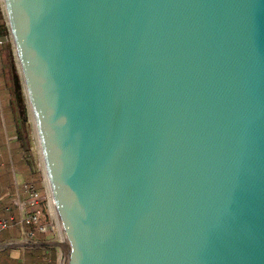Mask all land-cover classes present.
Segmentation results:
<instances>
[{
    "label": "water",
    "instance_id": "water-1",
    "mask_svg": "<svg viewBox=\"0 0 264 264\" xmlns=\"http://www.w3.org/2000/svg\"><path fill=\"white\" fill-rule=\"evenodd\" d=\"M60 264H264V0H1Z\"/></svg>",
    "mask_w": 264,
    "mask_h": 264
},
{
    "label": "rangeland",
    "instance_id": "rangeland-1",
    "mask_svg": "<svg viewBox=\"0 0 264 264\" xmlns=\"http://www.w3.org/2000/svg\"><path fill=\"white\" fill-rule=\"evenodd\" d=\"M7 35L8 36L6 37V39L2 41V46H3L4 51L1 55L0 66L3 67V70L2 69L1 70L3 71L4 77H6L5 83L8 86L9 93L12 94L15 109L19 115L18 118H19V121L21 122V123H19V127L22 131L24 146H25V148L29 154L28 162L30 163L31 169L33 171L40 173V183H41L43 180V176H42L43 171H42V166H41V158H40V154H39V148L37 145V141H36V137H35V133H34V127L32 124V119L30 116L27 101H26L25 96H24L21 77H20V74L18 72L17 63H16L15 58H14L11 40H10L9 34H7ZM1 84L3 85V83H1ZM8 96H9V94L6 93L5 105H8V102L10 100V96L9 97ZM5 114H6V112H5ZM2 116L3 115L1 114V111H0V125L2 127L1 129L5 130L4 118ZM6 120H7V116H6ZM9 124L10 123L8 121V125ZM9 142H10L9 139L7 141L4 140V145H3V144H1V141H0V152L2 150L1 149L2 145L9 152ZM10 172H11V170H10ZM10 172L8 173V170H7L8 176H6L5 175L6 171L2 167V164H0V189H2V188L5 189L4 190L5 198H3L5 200H0V216L6 215L3 211V209L5 207H11L12 206L11 200L7 199L9 196V191L14 190L13 177L10 174ZM42 185L45 187L44 183ZM50 213L53 216L51 207H50ZM11 236H12V234H11L10 229H8L6 231H2L0 233V241L4 240L5 238L11 237ZM56 241H57V237H54V239L51 240L50 242H56ZM57 248L59 249L58 246H57ZM58 262L60 263V259Z\"/></svg>",
    "mask_w": 264,
    "mask_h": 264
},
{
    "label": "trees",
    "instance_id": "trees-1",
    "mask_svg": "<svg viewBox=\"0 0 264 264\" xmlns=\"http://www.w3.org/2000/svg\"><path fill=\"white\" fill-rule=\"evenodd\" d=\"M0 32H1L0 33L1 37L6 39V37L8 36L7 35L8 33H7L6 27L3 23V19L1 21V15H0ZM3 51H4L3 46L0 45V58H1ZM5 78L6 77H4L3 71L0 69V106H1V112L3 115L2 117L4 118L5 132H6L8 139L10 140V142H9V155H10V158L12 161V167H13L15 173H19L23 176L25 183H34L35 187L40 190L41 189V185H40V181H39L40 180V173L33 171L31 169L30 163L28 162L29 154H28V151L26 150V148L24 146L22 131L19 127V123H21V122L19 121V118H18L19 117L18 112L15 109L12 94L9 93L8 86L5 83ZM1 83H3V85ZM6 93L9 94V96H10V100L8 102V105H5ZM5 112H6V114H5ZM6 116H7V120H6ZM8 121L10 123L9 125H8ZM0 130H1V126H0ZM0 141H1V144L4 145V139H3V136L1 134V131H0ZM3 145L1 148L2 150L0 152V164H2V167L6 171L5 175L8 176L7 170L9 173L11 166H10L8 158H7L6 149L3 147ZM10 174H11V172H10ZM12 192L13 191H9V193H12ZM2 194H4V193H2ZM13 214L14 215L16 214L15 210H13ZM10 230L17 232L18 227L12 228ZM41 235L44 236L43 234H41ZM38 237L39 236L35 237V239L36 240L42 239L41 236H40V238H38ZM43 249L44 248L42 247L39 249L35 248L31 251H27L25 253V256H24L25 261L23 264H54V256L53 257L48 256V259L45 257L46 261L44 262V260H43V258H44ZM6 253L7 252H5L4 254L3 253L0 254V264H17L15 262H11V259L9 258L8 253L7 254Z\"/></svg>",
    "mask_w": 264,
    "mask_h": 264
},
{
    "label": "built area",
    "instance_id": "built-area-1",
    "mask_svg": "<svg viewBox=\"0 0 264 264\" xmlns=\"http://www.w3.org/2000/svg\"><path fill=\"white\" fill-rule=\"evenodd\" d=\"M1 4V10L3 13V7ZM43 180L41 186L43 189H37L34 183H23L20 185L22 192L26 195L25 200H20L19 197L11 201V207H5L3 209L5 216H0V233L8 229L18 227L20 236L15 239L11 238L7 241L0 243V252L9 248H22L30 249L41 245L51 244L49 240H36L34 233L43 234L45 236L57 237L53 216H50V220H44L43 214L40 210V206L45 205L50 210L51 203L46 187V182L42 172ZM44 181V182H43ZM45 184V187L42 184ZM15 186L17 184L15 182ZM43 190V191H42ZM2 191L0 190V200L2 198ZM18 210V215L13 214V210ZM28 230V231H27ZM54 243H58V240Z\"/></svg>",
    "mask_w": 264,
    "mask_h": 264
},
{
    "label": "crops",
    "instance_id": "crops-1",
    "mask_svg": "<svg viewBox=\"0 0 264 264\" xmlns=\"http://www.w3.org/2000/svg\"><path fill=\"white\" fill-rule=\"evenodd\" d=\"M0 15H1V21L3 19V23L5 25V19H4V15L2 13V10H1V4H0ZM3 40H5V39L2 38L1 37V34H0V45H2V41ZM0 60H1V58H0ZM0 69L3 70V67L0 66ZM0 111H1V106H0ZM1 114H2V112H1ZM0 131H1V134L3 136V139L7 141L8 140V137L6 135L5 130L4 129H1ZM6 154H7V158H8L9 164L11 166L10 167V170H11V175L13 177V187H14L13 192L12 193H9V196H8L7 199H10L12 201L13 199L17 198V196H18L20 200H25L26 199V195L23 194L22 188H20V185H22L23 183H25V180L23 179V176L21 174L15 173V171H14V169L12 167V161H11V158H10V155H9V152L7 151V149H6ZM15 182L17 184V187L15 186ZM40 185H41V183H40ZM41 189H43L42 186H41ZM0 190L2 191V193H4V190L5 189L2 188ZM3 198H5V195L4 194H2L1 200H5ZM40 207H41L40 210H41V212L43 214V217L42 218L44 220H46V221H48V219L50 220L51 213H50V210L48 209V207L46 206V204L45 205H42ZM15 212L18 215V210L15 209ZM11 234H12L11 237H8V238H5L4 240H1L0 243L1 242H4V241H7V240H9L11 238L17 239L20 236L19 229L17 230V232L16 231L15 232L14 231H11ZM38 234L39 233H35L34 236L35 237L39 236L38 238H40V236H41V238H42L41 240H45V241L46 240H49V242L51 240H53L52 239L53 237H51L50 235L49 236H45V235L42 236L41 234H39V235ZM50 243L51 244H55L54 242H50ZM42 247L44 248L43 249V252H44V258H43V260H44V262L46 261V258L48 259V256H52V257L54 256V264H60L58 261H59V259H60L61 256H60V250L57 248V246L41 245V246H38V247H35V248H38L39 249V248H42ZM35 248H30V249H27V248L22 249V248H19V247L18 248H9V249H5V250L1 251L0 254H2V253L4 254L5 252H7L8 255H9V258L11 259V262H15L17 264L18 263L19 264H23L24 261H25L24 260L25 253L27 251H31V250H33Z\"/></svg>",
    "mask_w": 264,
    "mask_h": 264
}]
</instances>
